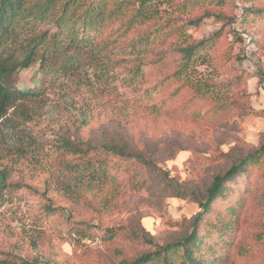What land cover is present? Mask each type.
Instances as JSON below:
<instances>
[{
    "label": "rangeland",
    "instance_id": "obj_1",
    "mask_svg": "<svg viewBox=\"0 0 264 264\" xmlns=\"http://www.w3.org/2000/svg\"><path fill=\"white\" fill-rule=\"evenodd\" d=\"M179 2L185 9L174 19L187 24L191 40L220 37L212 56L225 57L227 67L208 62L197 72L230 86L227 112L198 119L143 111L122 93V82L114 81L118 93L112 91L109 81L121 71L115 62L97 81L87 66L91 52L57 80L35 66L16 76L17 85L39 95L0 119V264H119L175 243L200 211L194 198L203 199L215 176L250 156L258 162L228 184V196L204 217L219 229L204 234L200 253L213 243L211 264H264V0ZM245 10L260 14L246 20ZM62 139L96 149L88 158L95 166L109 162L113 180L91 176V183L58 170L57 160L83 159L55 154ZM109 146H123L145 162L106 156L102 148ZM177 188L187 195H177ZM230 206L239 215L222 230Z\"/></svg>",
    "mask_w": 264,
    "mask_h": 264
},
{
    "label": "trees",
    "instance_id": "obj_2",
    "mask_svg": "<svg viewBox=\"0 0 264 264\" xmlns=\"http://www.w3.org/2000/svg\"><path fill=\"white\" fill-rule=\"evenodd\" d=\"M206 1L209 6L221 3V0ZM166 8L171 10L172 16ZM184 9L185 4L179 0H0V119L18 102L34 103L39 95L34 87L17 85L16 76L35 66L40 73L48 70L53 80H57L81 67V57L88 52L91 55L87 66L94 69L97 81L109 74L107 67L115 62L121 71L109 81L112 91L118 93L114 81L122 82L120 88L123 85L125 88L122 93L130 95V102L143 111L169 118L190 113L198 119L217 112L224 115L231 106L230 86L205 80L197 72L198 66L208 62H213L218 69L227 67L225 57L217 55L214 60L212 56L220 37L212 36L199 42L191 40L187 24L174 19L173 15L183 13ZM246 14L260 12L245 10L247 20ZM93 49L97 52H92ZM114 51L121 53L113 56ZM58 58L59 64L54 63ZM210 102L213 106L201 112L202 106ZM79 145L62 139L55 154L62 151L83 159L57 160L58 170L81 181L92 183L95 176L103 183L112 181L109 162L95 166L88 155L96 149ZM102 150L111 158L145 162L141 154L123 146ZM253 162L257 163L258 158L250 156L239 161L224 175L214 177L203 199L194 198L200 211L190 231L177 242L158 246L132 261L123 259L119 264H211L207 257L214 246L210 244L212 241L207 242L210 248L205 253L200 252L205 243L204 234L209 233L210 227L214 231L219 228L217 222L212 225L203 219L211 213L214 202L228 196V184L247 172ZM175 192L181 196L188 193L178 188ZM227 214V221L220 224L222 230L236 220L238 208L228 207ZM201 227H204L203 233L199 234Z\"/></svg>",
    "mask_w": 264,
    "mask_h": 264
}]
</instances>
